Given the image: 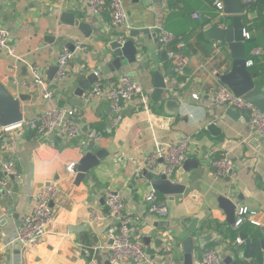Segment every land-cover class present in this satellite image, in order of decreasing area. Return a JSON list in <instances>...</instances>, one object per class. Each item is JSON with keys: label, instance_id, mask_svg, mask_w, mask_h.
<instances>
[{"label": "crops", "instance_id": "0c3cea01", "mask_svg": "<svg viewBox=\"0 0 264 264\" xmlns=\"http://www.w3.org/2000/svg\"><path fill=\"white\" fill-rule=\"evenodd\" d=\"M123 3L127 20L113 28L109 11L95 14L88 0H0V26L9 29L10 42L18 56L0 52V80H6L5 86L14 96H26L20 104L23 118L27 119L39 117L51 103L72 104L79 75L98 69L113 58L110 40L121 35L126 39L133 28L141 27L149 28L150 32L160 28L173 36L185 33L174 53V61L183 64L182 81L167 63L169 55L161 56V50L167 47L161 45L160 38L158 41L152 36L143 38L142 33L134 36L142 44L141 59L105 75L104 80L113 74L130 73L145 95L133 96L116 125L110 123L113 112L109 99L102 97L87 104L76 137L44 138L30 133L31 129L17 131L14 152L7 155L18 154L23 177L0 191V255H4L0 264H113L107 259L111 220L106 214V190L123 196L126 210L140 224L142 240L144 236H152L151 246L155 247L154 239L163 238L167 254L163 256L156 247V256L161 261L149 256L137 264H175L171 261L174 256L177 264H181V239L186 235H209L199 247L212 241L217 243L214 247L223 257L230 254L237 259L234 248L242 256L244 243L236 242L239 226L226 221L216 194L234 198L237 211L244 206L251 211L247 218L250 236H257L258 228L264 227V136L253 132L250 120L226 116L224 107L215 102L214 87L221 80L220 74L230 70L232 55L227 45L206 40L200 23L207 16L215 24L225 22L228 26L232 19L218 13L214 0H123ZM195 13L199 17H194ZM256 14L250 12L249 16ZM75 19L89 23L90 34L74 24ZM245 29L250 35L247 49L262 48L258 56L264 69V30ZM161 31L157 34L161 35ZM64 48L75 50L67 75L56 80V72L49 82L48 73L57 65ZM26 62L40 66L45 76L44 87L53 93L51 99L43 96L42 85L34 83ZM157 67L167 84L159 99L153 96L152 73ZM168 69L173 73L168 74ZM212 119L220 126L216 135L205 128ZM92 131L97 135H92ZM184 137L189 138L188 156L198 158L200 164L190 171L178 169L173 175L171 180L186 184V189L174 195L162 193L161 201L167 204L169 214L160 218L148 210L145 200L150 180L135 182L132 176L157 141ZM100 150L107 155L85 180L76 184V171H70L69 164L77 163L86 152ZM225 152L233 160L234 173L229 178L218 175L212 165L214 156ZM49 181H57L62 191L53 203L54 218L45 237L23 249L7 246L6 234L20 225L34 203L37 189ZM155 223L160 225L157 230L152 229ZM191 224L195 231L191 230Z\"/></svg>", "mask_w": 264, "mask_h": 264}, {"label": "built area", "instance_id": "2783aa9c", "mask_svg": "<svg viewBox=\"0 0 264 264\" xmlns=\"http://www.w3.org/2000/svg\"><path fill=\"white\" fill-rule=\"evenodd\" d=\"M251 5L257 0H245ZM92 11L95 14H101L108 10L110 14V24L113 28H118L127 20V13L123 0H88ZM214 7L219 14L227 16L223 11V4L219 0H214ZM194 17H199L198 13ZM219 25V24H218ZM219 26L226 27V23ZM10 31L7 27L0 26V51L9 55L18 57L15 54L14 45L10 42ZM245 36L250 37L245 31ZM173 35L164 30L161 31L160 42L165 45L173 39ZM120 41L125 38L121 35ZM82 48L80 44L77 46ZM262 48L259 46L250 49L252 56L259 55ZM175 51L169 49V57H175ZM75 50L64 48L57 60L58 70L55 76L56 80L64 79L67 75L68 64L74 57ZM22 59V58H20ZM253 62L248 57V64ZM29 66L33 81L37 85L45 86V76L39 65L26 62ZM172 69L181 73L183 64L180 61H174ZM139 93L144 98V90L138 84L130 73L113 74L102 83L96 81L91 87L85 89L81 96L80 104L51 103L44 112L37 118H23L21 121L11 124H2L0 122V190L8 186L9 183L18 182L23 174L20 171V157L13 153L16 146L17 131L22 132L26 129L34 130L37 136L52 138L55 136L73 138L81 131V126L75 121L80 118L86 109L87 104L98 98L107 97L112 109L111 125H116L125 115L126 105L133 99V96ZM43 96L51 99L53 93L47 87H44ZM215 102L223 107L232 106L245 111L249 115L250 125L255 134L264 136V111L259 110L252 103L244 99L243 96L235 94L228 84L219 80L213 90ZM92 135H97L95 131ZM189 153V138L184 137L178 140H164L155 143L153 151L146 157L144 164L135 169L133 180L138 182L143 180V169L151 172L154 176H166L172 179L173 175L182 166L185 155ZM75 162L69 164L68 169L74 171ZM216 173L220 176H230L234 173L233 160L229 153L225 152L212 159ZM61 186L57 181H49L42 184L35 193L34 203L25 215L19 226L8 232L5 236L7 246H18L26 248L37 244L42 240L47 227L54 218V201L61 194ZM145 200L148 210L157 217L164 218L169 214V208L166 203L158 199L155 189L146 193ZM104 202L106 205V214L111 220L108 233L112 241L108 245L107 259L113 263H125L131 259L137 263L147 260L149 255L145 250L144 242L141 238L140 224L125 208L123 196L113 190H106L104 193ZM251 211L247 207H241L235 218V225L239 226L244 220L249 218ZM237 243H242L239 237ZM201 264H227L225 263L220 250L216 247L206 248L200 255ZM4 261V255H0V262ZM264 262V256H263Z\"/></svg>", "mask_w": 264, "mask_h": 264}, {"label": "water", "instance_id": "95a60500", "mask_svg": "<svg viewBox=\"0 0 264 264\" xmlns=\"http://www.w3.org/2000/svg\"><path fill=\"white\" fill-rule=\"evenodd\" d=\"M139 1V0H135ZM223 4V11L230 15L232 18L231 24L226 27L219 26L211 22L209 17L205 16L201 18L202 34L206 40L219 41L222 44L227 45L232 55V64L229 71L220 74V79L228 84L235 94L243 96L248 102L252 103L259 110L264 111V88L256 85L254 80V74L249 69L248 57L249 50L246 47L247 37L245 36V26L242 22V16L248 14L251 7V3L245 0H219ZM74 24L79 26L85 34H90L91 25L84 20L75 19ZM161 29L156 28L154 32H150L149 28H133L129 36L120 41L118 38H114L109 41L108 45L113 55L108 62L99 66L98 69L90 70L87 73L79 75L77 85L74 90V96L72 98V104H80L81 96L85 89L91 87L96 81L103 82L104 76L110 73L118 71L122 66L135 62L141 59L139 47L142 45L135 41L134 36L143 34V38L154 37V40L158 41L160 38ZM51 37L50 35H47ZM48 38V37H47ZM1 52V51H0ZM161 56L167 58V50L163 48L161 50ZM58 70V65L51 67L48 73V81L53 80L55 73ZM157 67V70L153 71V79L155 85L154 98L159 99L167 88L164 76ZM168 74H172V70H167ZM6 80H0V122L2 124H11L21 121L23 119V111L20 101L25 99L24 94L14 96L5 86ZM224 114L233 120H249L248 113H244L242 110L234 108L232 106L224 107ZM84 119L75 118L77 123H80ZM212 135H216L220 131V126L217 125L214 119L209 120L205 126ZM107 155L105 150H100L96 153L86 152L75 164L74 169L76 171L75 183L79 184L85 180L94 167H96L101 160ZM123 160V158H120ZM200 160L196 157L185 155L184 162L180 166L179 170L190 171L191 169L199 167ZM143 175L150 180L147 191L155 189L167 195H174L177 193H183L186 189V184L171 180L166 176H154L151 172L143 169ZM229 178V176H228ZM2 191V189L0 190ZM218 200V206L224 211L226 221L231 225H235V218L237 213V202L234 198L227 196L226 194H216ZM239 198V197H238ZM241 198V197H240ZM103 201V199H102ZM195 220H193L194 222ZM192 222V224H193ZM190 226L191 230L195 231L196 228ZM160 225L155 223L152 229H159ZM259 234L256 236H250L247 231L240 230L239 238L244 247L242 250V256L245 258H251L256 252H264V227L258 228ZM210 236L203 235L194 237L192 235H186L181 239V246L183 251V259L181 264H197L199 255L197 248L201 246L204 240H207ZM152 236H144L143 241L145 250L152 260L161 261L156 256V247H159L163 256L167 254V250L162 246L163 238L157 237L154 239L155 247L151 246ZM112 241V239H111ZM227 264H240L237 259H234L232 255L227 254L223 257ZM172 263L177 264V257H172ZM131 264H137L133 259L130 260ZM120 264V263H117Z\"/></svg>", "mask_w": 264, "mask_h": 264}, {"label": "trees", "instance_id": "16d2710c", "mask_svg": "<svg viewBox=\"0 0 264 264\" xmlns=\"http://www.w3.org/2000/svg\"><path fill=\"white\" fill-rule=\"evenodd\" d=\"M250 12L251 13L257 12V14L253 17H250L249 16ZM226 17L229 18L230 20L232 18L230 15H227ZM242 22L245 28H247V30H251L254 27H259L264 30V0H257V2L253 3L249 9L248 14H244L242 16ZM184 34H185L184 32L178 33L173 37L171 41L166 43L165 46L167 47V50L171 49L175 51L177 49L176 45L181 41V38ZM249 57H251L253 60L252 64L249 65V69L251 70V72L255 73L254 75L255 83L257 86L262 87L264 85V69L261 67L259 56L258 55L252 56L249 53ZM173 62H174V57H169L167 60V63L172 65ZM178 74L179 75L177 76V78L179 79V81H182L185 78V76L180 73ZM31 132L32 134L35 133L34 130H30V133ZM156 193H157L158 199L162 200L163 199L162 192L156 190ZM249 225H250V220L246 219L239 225V230L249 231L248 229ZM216 244H217L216 242L210 241L206 245H204L202 248L198 247L197 252H199L201 249H202L201 250L202 252L206 248L214 247L216 246ZM234 255L236 256L240 264H264L263 252L261 251L256 252L251 258H245L239 255V251L236 248H234Z\"/></svg>", "mask_w": 264, "mask_h": 264}]
</instances>
